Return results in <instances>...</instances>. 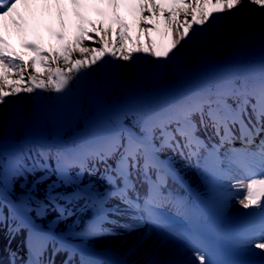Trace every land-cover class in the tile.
<instances>
[{
  "label": "snow or ice",
  "instance_id": "obj_1",
  "mask_svg": "<svg viewBox=\"0 0 264 264\" xmlns=\"http://www.w3.org/2000/svg\"><path fill=\"white\" fill-rule=\"evenodd\" d=\"M255 6L264 13V0H105L104 7L84 3L83 0H55L56 16L60 29H48L61 43L56 47H45L40 39L21 40V47L31 49L34 55L30 60L20 55L3 35L7 28L6 20H10L15 31L22 37L31 28L30 19L34 17L33 5L28 0H0V105L10 103V98L21 93L40 96L42 92L54 91L63 95L71 90L73 82L88 74L87 66L108 62L106 57H119L123 60L135 59L133 52L150 53L153 57L171 60L177 55L184 43L192 40L191 34H199L209 27L222 22L223 13L235 17L239 14H251ZM44 7H51L45 3ZM23 7L27 15L19 10ZM71 9L69 12L68 9ZM91 8L96 15L102 17L100 27L94 23L86 12ZM127 9L132 17L129 24L121 15L120 9ZM147 12L150 15L145 16ZM74 17V31L69 38L65 29L69 20ZM67 18V19H66ZM147 27H140L141 25ZM112 25L117 26L115 39L112 37ZM140 28L149 41L147 46L137 38L134 48L126 47V41L131 39L126 29ZM155 34V35H153ZM158 37V38H157ZM88 41L90 43L85 44ZM97 45V46H93ZM42 53H47L43 55ZM79 53L80 59L73 58ZM19 61V63H16ZM65 67H61L60 64ZM46 69V80L35 74L37 65ZM28 68L33 72L25 76ZM13 74L19 77L10 80ZM26 81V86H21ZM41 90L37 92L36 90ZM231 96L218 95L215 100L197 101L183 108L172 122L176 127L165 139L169 146L179 137L183 145L176 141V146L188 149L190 156H198L201 150H207V145L198 135L201 126L212 127L216 136L220 137V145H213L209 154L215 158L219 148L225 143H231L237 137L232 131L233 126L239 128V138L245 143L243 150H237L229 157L230 162L246 165L250 160L258 158L262 165L259 173L249 172L246 182L235 185L241 189L238 203L242 210L259 218V228L251 234L247 243L264 254V138L257 143V137L264 136V77L252 90H242L235 101V106L229 103ZM167 127V125L165 126ZM254 147V150H251ZM119 150V146H116ZM141 146L130 140L127 150L120 157L119 175L126 182V191L134 189L131 169L139 168L137 157ZM183 155V151H181ZM134 161L135 163H130ZM222 163V161H221ZM155 166L150 154L144 153L143 174L148 178L150 170ZM155 186H151L144 199L143 211L154 219V210L158 206L155 201ZM37 256L41 252L35 253ZM196 264H209L202 251H194ZM33 264H40L39 260Z\"/></svg>",
  "mask_w": 264,
  "mask_h": 264
},
{
  "label": "rangeland",
  "instance_id": "obj_2",
  "mask_svg": "<svg viewBox=\"0 0 264 264\" xmlns=\"http://www.w3.org/2000/svg\"><path fill=\"white\" fill-rule=\"evenodd\" d=\"M28 2H31L33 5V2L35 0H28ZM63 2H67V0H63ZM84 3L91 2L95 4L98 7H101L102 1L101 0H83ZM131 2V0H129ZM45 3L51 4V7H44L43 5ZM252 6V5H251ZM46 11H48L50 8H54L55 12L57 11L55 7V0H42V8ZM34 8V7H33ZM254 11H258L259 19L264 20V13H261L260 9L252 6L250 7ZM23 11V7H21L19 10ZM127 9H120L121 15L123 19L125 20V12ZM21 11V13H22ZM68 11L70 12L71 9L69 8ZM87 11V9H86ZM145 16L150 15L149 13L145 12ZM67 19V18H66ZM102 19L100 16H95L96 24L100 27H107V24L100 25L99 21ZM55 20V21H54ZM53 20L52 26L53 27H60L58 23L57 16ZM91 20L94 22L93 18ZM233 18L230 16L223 15L222 22L218 23L217 28L224 32L228 30L231 26ZM236 20L239 24H242L243 18L237 14ZM10 23L11 21L8 20ZM140 27H147L146 25H141ZM31 29V28H30ZM112 37L115 39V33L117 31V26L112 25ZM128 30V31H127ZM74 29L70 27V21L65 29L66 35L71 38L72 33ZM126 32L130 33L131 39L127 40L126 47L128 48H134L137 45L136 41L137 38L140 42L143 43L144 46H147L149 41L146 37V34L144 32L140 31V28H130L126 29ZM135 32V33H134ZM208 33V39L212 37V29L211 27L207 28ZM154 35V34H153ZM192 40L184 43L183 46L179 49L177 52V55L173 57L171 60H164L162 59L161 67L158 71L157 76L152 79L149 76H147V72L150 68V65L153 63L154 58L150 53H147L148 56V66L147 68L142 71L141 69H137L136 65V59L137 55L140 53L133 52L131 55L135 57V59L130 60H123L119 57V52H117V57H106V60H113L115 68L118 70L116 72V83H115V70H114V86L109 84V82L104 78V70H105V64H100L99 61H97L96 64L87 66L88 68V74H87V89L83 91V93H80V100H81V107L80 111L83 113L84 111H93L96 108V104H101L102 99L103 105L100 107L101 112L107 113V119H109V122L111 123L112 120H114L116 113L120 109H125L126 107L133 106L136 103L144 102L147 100L148 103H152L154 100L158 99H165L170 98L171 95H167V93H171L172 91L178 90L182 87L183 82L185 81L183 79V76L188 73L189 71L194 70L195 68V62H196V53H195V41H196V34H191ZM19 37V40L22 39L31 41L33 39H40L38 29L34 27L32 32L27 33L25 36L17 35ZM50 47H56L58 46L61 41L56 39V41H53L52 38L48 40ZM90 42L86 41L85 44H88ZM208 44H211L212 42H207ZM94 47L97 45H93ZM20 54H26L29 57V60L34 55V53L31 51L26 52H19ZM43 55H46L47 53H42ZM73 58L80 59L79 53H74ZM16 63H19V61H16ZM136 64V65H135ZM60 66L63 68L65 67L62 63ZM103 67V69H102ZM33 72L32 68H28L25 72V76H27L28 73ZM35 74H37L41 79L46 80V69L43 68L41 65H37L35 68ZM135 79L139 84V90L132 94V95H122L120 87L122 88L124 85H128L129 82H131V79ZM10 80H16L19 79L18 76L13 74L11 77H9ZM122 80H125L123 82ZM111 83V82H110ZM26 86V81L22 83L21 85ZM117 87V89H116ZM79 88V83L77 81L73 82L71 85V90L75 91L76 95V89ZM70 90V91H71ZM67 92V98L65 100H69L65 104V108L63 107V102H59L55 106V111L53 113L59 114L58 118L57 116L52 114L51 111L46 113V106L45 103L42 105H38L34 112L32 110L31 112V104L34 103V95H30L27 93H21L18 94L15 97L10 98V103L5 105H0V136L3 134L4 131H7L8 128L12 126V118L10 115V105L11 103H16L18 105V113L23 118L24 116L29 112L30 116L32 117L31 121L28 122V129L23 134V127L22 122L19 120V117L15 115L16 117L15 126L18 129L19 136L15 139L23 140L25 139H35L37 138V132L40 135V127L41 125L45 124L46 127L51 131H59L62 128L63 124H67L68 126L71 125L72 121L74 120L76 115L79 114L76 109V104H73V98L74 94H71ZM56 93L54 91L52 92H42V95L44 98L47 96L48 98H51ZM74 95V96H73ZM229 96L232 98H237L239 95H237L235 92L231 93ZM23 97V99H22ZM57 97H60V95H57ZM72 100V101H71ZM74 102V101H73ZM76 103V102H75ZM233 106H235V102L233 103ZM59 108L62 109V111L59 113ZM99 108V109H100ZM98 109V110H99ZM77 111V112H76ZM124 113L126 111L124 110ZM127 115V114H126ZM145 119L144 113H136L133 115L128 116L125 118V121L129 123L135 130L139 129L140 122ZM107 126H105L102 123L95 124L92 128L89 130V141L92 145H96L98 143L106 141V137L103 136V131L106 129ZM50 134L52 132H49ZM210 138L212 139V143L218 142V138H215L214 135L210 134ZM122 136V133H120V137ZM110 138V137H109ZM108 138V139H109ZM124 141L129 139L128 137L124 136ZM107 139V140H108ZM51 142H49L50 144ZM53 146H49L51 148ZM126 148L123 146L122 151L126 152ZM177 151L176 148L169 150V152L175 153ZM31 156L34 158L35 154L33 152H30ZM184 154L181 153L176 154H170V157L178 167H180L183 172L189 177L191 183L198 188H201L203 190H208V187L203 186L202 178L200 175V169H199V157L198 156H190L188 152L184 151ZM91 154L93 155L94 152L92 151ZM48 158H52V152L49 151ZM203 157V156H201ZM42 163V162H41ZM186 164L187 168H182V164ZM42 165V164H41ZM97 166V164L95 163ZM111 171L113 172L115 169V159L114 162L110 163ZM89 176L85 173L84 180H82V183L80 185H84L88 187V190H96L103 194L105 197L106 194H108V190H110L115 183L109 182L106 179V174L108 173L107 168L103 169L101 167H98L97 169H88ZM134 170V169H133ZM242 170V169H240ZM77 173L75 175V181L78 184L79 182L77 179H79L81 175V169L76 170ZM261 171V170H260ZM259 171V172H260ZM55 171L53 169H47L45 170V167H36L33 170L32 175L28 174L26 179H19L14 182L13 189L19 190V192H22L25 190L31 191L33 195L40 197L41 199L45 200V191L50 192L51 195L48 196L52 197L50 199H57L58 202L65 204L66 212L64 214L57 213L53 208L51 209V215L55 214L59 216V230H63L68 226V224H83L86 222V220L91 217L92 212V206L90 203L84 198L82 195L83 190L81 188L75 189L74 185L72 183H66L61 179H58V177L55 176ZM134 172V171H132ZM257 172V173H259ZM231 174V173H230ZM234 174V173H233ZM240 175L239 182H246L249 173H245L243 170L239 171ZM111 177H114L113 174H110ZM236 175H233L235 177ZM194 181H193V180ZM56 180V181H55ZM117 182V180H116ZM35 185V190H33V185ZM133 183L135 184V188L133 191L137 192L141 190L143 192L144 184H143V178L135 173V178L133 180ZM76 187H78L76 185ZM241 189H236L235 192H230V196L235 197V200L240 198L241 195ZM61 192V196H57V194ZM53 193L55 197L53 196ZM101 194H98V197H101ZM48 197V198H49ZM47 200V199H46ZM162 200V199H161ZM50 201V200H49ZM162 202H169L170 205H173L169 200H165ZM33 202H29V204H32ZM118 204L119 206H125L127 209L137 211L141 215V221L142 224L138 225L137 228H130L128 235L130 233L133 234L131 238H128L126 242H124V245L118 250L119 252H116L117 254H121L125 248L133 247L132 245V238L134 236L137 237V235H140L141 233H145L150 237L159 240V245H144L142 248L133 247L130 253V258H134L133 264H196V262L193 259V252L194 251H201V249L198 248V243L194 242L191 238V236L188 234L187 230V214L185 211V206L179 205L177 206L178 209H181L184 211V218L180 216L178 213H173L171 211H168L167 208H159L157 212H154V219L149 218L148 215L145 214L143 211V207L141 205L136 206H130L126 203H123L121 199L114 198L111 199L109 208L112 209L115 207V205ZM2 207V202L0 199V208ZM241 210V206L239 205L238 208H236V212H239ZM232 211V210H231ZM234 211V212H235ZM234 212L226 213V216H233ZM114 218V216L112 217ZM115 219V218H114ZM44 222L49 221V219L44 218ZM144 224V225H143ZM146 224V226H145ZM108 226V224H107ZM145 226V227H144ZM22 230L17 229L13 223L11 222V219L6 213V215H2L0 213V264H17L19 254H12L8 248H11L12 243L14 241H17L20 243ZM106 232V231H105ZM176 236V237H175ZM112 235L110 232H107L104 236H101L96 239L95 245L98 247L103 248H109L110 250L114 251L112 242ZM178 238H181L182 241H180ZM190 243V244H186ZM165 246V247H164ZM120 247V246H117ZM44 255V264H75L74 259L64 253L56 252L51 247H47L43 251ZM50 258V261L48 259ZM129 258V259H130ZM128 259V258H127ZM133 261V260H131Z\"/></svg>",
  "mask_w": 264,
  "mask_h": 264
},
{
  "label": "bare ground",
  "instance_id": "obj_3",
  "mask_svg": "<svg viewBox=\"0 0 264 264\" xmlns=\"http://www.w3.org/2000/svg\"><path fill=\"white\" fill-rule=\"evenodd\" d=\"M29 3L31 4V2ZM249 7L252 6L249 5ZM32 12L34 13V17L30 19L31 29L27 33L32 32V29L34 28L33 26L34 23L38 22L39 24H44V23L52 24L53 23L52 20H54L56 17V13H52L49 11L37 14V10L35 9V3H34V8L32 7ZM22 13L27 15V11L24 8ZM223 15L230 16L233 18L231 26L228 30L224 32H219L217 30L213 31V36L210 41L212 42L211 44L207 43L208 42L207 33L205 32V30L198 34V37L195 41V47H194L196 53L195 65L196 68L199 69L200 74H204L205 76H207V74L202 72L203 69H208L209 72L213 73L219 69L221 62L229 57H237L243 60H247L252 56V54L257 49H259L262 45H264V20L259 19L257 10L256 11L252 10L251 14H245V16L243 17L242 24H239L237 22L236 16L233 17L229 15L228 12L223 13ZM89 17L91 18V16ZM93 20L95 23L96 20L95 19ZM5 23L7 24V28L2 30L3 35L9 41V43L12 45L15 51L18 52L17 50L18 46L15 45V41L18 39L17 36L18 33L15 31L14 27L8 20H6ZM43 27L44 25L42 26V28ZM41 36L43 39L42 42L45 45V47H49V45L47 44L48 35L43 32V29L41 31ZM219 41L225 43L219 46L217 49H213L212 47H210L215 42H219ZM24 57L25 59H28L27 56ZM213 58H216L218 62L215 63L213 61ZM240 67L241 66H237L233 68V70H235V73L234 75L231 76L232 81L247 82L251 80H256L260 78L264 72L262 69H259L256 70L254 74L251 76L245 75L243 72L241 73L238 72V69ZM242 90L244 89L241 88L240 91ZM181 167L184 169L187 168L186 164L184 163L182 164ZM235 175H236L235 177L228 175L222 177L220 189H222L223 192H221L220 190L215 192L214 191L209 192L210 194L214 195V199L221 206V211L223 213L234 212L236 208H238L239 206L238 199L235 200V197L230 196V191L235 192V190L238 189L237 187H235V185L239 183V177H237L238 174ZM162 204L167 209H169V211L173 213H178L182 218H184L183 210L178 209L173 205L170 206L168 203H162ZM111 214L114 216L115 219H111V222L107 227V230L113 236L111 243L113 244V248L115 252H119L118 250L124 245V242H126L128 238H131L133 236L132 233H130V235L127 236V234L129 233L127 231H129L130 228H137L138 225L142 224V221L140 220L141 215L137 211L124 208L122 206H119L118 204H116L115 207L111 209ZM159 242H160L159 240L150 237V235L148 236L145 233H141L140 235H137V237L134 236L132 238L131 246L137 248H142L144 245H149V244L158 246ZM249 248L255 249L251 246H249ZM8 250H10L12 254L18 255L21 252V245L17 241H14L12 243L11 248H8ZM123 252H121V254H119L118 257H123L122 255ZM130 260H134V258H130Z\"/></svg>",
  "mask_w": 264,
  "mask_h": 264
},
{
  "label": "trees",
  "instance_id": "obj_4",
  "mask_svg": "<svg viewBox=\"0 0 264 264\" xmlns=\"http://www.w3.org/2000/svg\"><path fill=\"white\" fill-rule=\"evenodd\" d=\"M13 133H14V132H13ZM61 134H62V135L67 134V131L64 130ZM14 135H15V133H14ZM6 136H7V137H12L10 133L7 134Z\"/></svg>",
  "mask_w": 264,
  "mask_h": 264
}]
</instances>
